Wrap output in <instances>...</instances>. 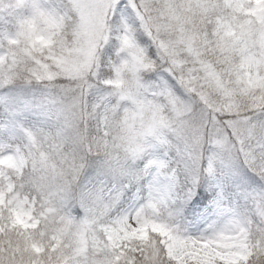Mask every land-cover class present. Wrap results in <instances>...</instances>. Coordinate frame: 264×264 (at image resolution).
<instances>
[{
	"label": "snow or ice",
	"instance_id": "snow-or-ice-1",
	"mask_svg": "<svg viewBox=\"0 0 264 264\" xmlns=\"http://www.w3.org/2000/svg\"><path fill=\"white\" fill-rule=\"evenodd\" d=\"M2 6L0 88L48 103L45 127L2 128L0 264H264V187L243 208L220 194L203 230L183 220L225 156L264 181V0Z\"/></svg>",
	"mask_w": 264,
	"mask_h": 264
},
{
	"label": "rangeland",
	"instance_id": "rangeland-1",
	"mask_svg": "<svg viewBox=\"0 0 264 264\" xmlns=\"http://www.w3.org/2000/svg\"><path fill=\"white\" fill-rule=\"evenodd\" d=\"M3 4H7L6 0H0V18L5 16L6 10L3 8ZM9 30V24H3L2 28H0V33ZM112 59L107 56L106 60ZM1 117V116H0ZM47 120H44L39 117H33L30 115H19V120L16 124L13 122L9 123V127L16 128V133L18 135H22L21 129H36L40 127H45ZM3 125L0 123V140L10 141L11 136L3 132ZM16 137H20V136ZM170 157V163L173 168H178L180 170L181 178L184 176V163H179V159L177 158V154L173 151L168 154ZM211 156V153H208L204 159V167L207 168L208 165V157ZM238 165L233 167V160L225 156L223 161L217 160V173L215 177H210L208 175L211 183H210V197L207 201L199 206L196 210V213L191 218L183 219L185 224L193 231L203 230L208 226V224L214 220L216 217L214 215L216 209L214 206V201L219 197L220 194H223L225 205L231 204L232 206H239L240 208L244 207L245 200L241 193L244 191L240 184L234 182L235 173L237 172ZM262 181V180H261ZM147 187V181L144 182V188ZM264 187V181L260 182L255 188ZM254 189V188H253ZM136 191V187H133L128 194L125 196L124 206L127 207L128 204L132 202L133 193Z\"/></svg>",
	"mask_w": 264,
	"mask_h": 264
},
{
	"label": "trees",
	"instance_id": "trees-1",
	"mask_svg": "<svg viewBox=\"0 0 264 264\" xmlns=\"http://www.w3.org/2000/svg\"><path fill=\"white\" fill-rule=\"evenodd\" d=\"M8 3V0H6ZM3 24H8L7 20V13L5 16L0 18V28H2ZM111 48L112 50L108 52L106 55L115 59V46L114 44L106 45V51ZM105 57V59H106ZM107 70V69H106ZM48 97L45 94V90L42 86L39 85H32L31 87H22L17 85L16 87L11 88H0V123L9 125V123L13 122L14 124L17 123L19 120V116L13 119L12 112H19L20 110L24 109L26 105H31V110L25 111V115H30L33 117H39L44 120L47 118L43 115L41 110L42 105H47ZM12 133L16 132V128L9 127ZM8 134V133H6ZM19 133H16L17 136ZM10 135V134H9ZM21 136V135H18ZM177 158H180L177 156ZM179 163H183L181 158L178 160ZM234 182L240 184V187L245 191H251L255 188L261 181L260 177L257 176L254 172H251L246 166H243L242 163L238 165L237 172L235 173ZM201 182L203 185L202 191L206 194V199L201 200L198 202V205L194 209H190L189 206H186L183 213V219L191 218L196 213L198 207L204 204L210 196V179L208 175L202 172L201 174ZM200 187L197 186L193 194V199L196 198V193L200 191ZM189 205H191V201H189ZM82 215V211L79 213Z\"/></svg>",
	"mask_w": 264,
	"mask_h": 264
}]
</instances>
